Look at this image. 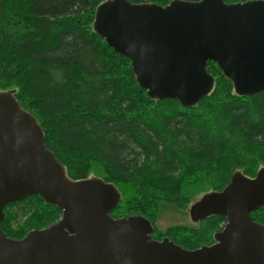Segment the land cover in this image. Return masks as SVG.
Segmentation results:
<instances>
[{"label": "trees", "instance_id": "1", "mask_svg": "<svg viewBox=\"0 0 264 264\" xmlns=\"http://www.w3.org/2000/svg\"><path fill=\"white\" fill-rule=\"evenodd\" d=\"M105 1L0 0V90H13L35 116L46 147L71 179L96 176L116 186L122 201L113 218L141 215L155 240L167 237L187 250L212 245L224 217L161 230L159 211L163 205L186 211L199 193L191 185L200 194L221 191L235 171L255 177L264 167V91L238 96L210 61L214 90L197 106L150 99L130 60L94 32L96 9ZM128 1L166 6L173 0ZM4 211L0 229L15 240L62 216L38 195ZM251 216L264 225V206Z\"/></svg>", "mask_w": 264, "mask_h": 264}, {"label": "water", "instance_id": "2", "mask_svg": "<svg viewBox=\"0 0 264 264\" xmlns=\"http://www.w3.org/2000/svg\"><path fill=\"white\" fill-rule=\"evenodd\" d=\"M94 32L131 62L152 100L197 106L214 90L207 64L215 62L238 96L264 91V0H173L166 6L106 0L95 12ZM40 196L62 211L55 224L19 240L0 229V264H264V225L251 214L264 206V167L255 177L233 173L221 191L189 208L198 223L226 219L214 243L187 250L153 238L141 215L115 219L121 193L91 176L71 179L45 145V133L13 90H0V225L5 206Z\"/></svg>", "mask_w": 264, "mask_h": 264}, {"label": "rangeland", "instance_id": "3", "mask_svg": "<svg viewBox=\"0 0 264 264\" xmlns=\"http://www.w3.org/2000/svg\"><path fill=\"white\" fill-rule=\"evenodd\" d=\"M206 187V186H204ZM197 193L186 211H180L176 207H172L169 205H163L162 209L159 211L158 218H157V226L161 230H166L169 227L178 226V225H190L193 222L190 219L189 208L190 206L196 202L199 198H201L204 194H200L199 187L195 188V185H191V193Z\"/></svg>", "mask_w": 264, "mask_h": 264}]
</instances>
